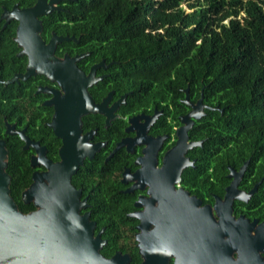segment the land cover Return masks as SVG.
<instances>
[{
	"label": "flooded vegetation",
	"instance_id": "af4514ba",
	"mask_svg": "<svg viewBox=\"0 0 264 264\" xmlns=\"http://www.w3.org/2000/svg\"><path fill=\"white\" fill-rule=\"evenodd\" d=\"M64 1L73 0L57 4L53 12L61 14L52 17V26L44 27L43 18L53 12L39 17L41 46H21L15 21L6 65L11 74L0 79L14 92L2 96V105L13 100L12 111L1 115L2 134L15 137L27 156L28 166L17 169H30L29 184L18 194L29 211L19 209L9 189L18 210L36 211L33 202H22V193L33 175L56 169L61 151V169H75L70 186L78 194L70 201L77 204L82 232L103 242L104 257L120 253L131 261L140 233L169 252L168 264H200L195 250L214 264H264V169H248L249 160L240 158L227 163L225 157L216 167L221 151L209 145L202 151L206 138L196 137L197 122L211 109L202 102L204 115L194 118L201 94L196 99L190 82L167 86L165 94L155 80H133L135 71L125 60L105 57L95 39L65 27L70 17L60 5ZM40 67L54 70L44 74ZM28 70L34 74L21 79ZM57 104L65 111L53 121ZM6 124L13 134L5 133Z\"/></svg>",
	"mask_w": 264,
	"mask_h": 264
},
{
	"label": "trees",
	"instance_id": "16d2710c",
	"mask_svg": "<svg viewBox=\"0 0 264 264\" xmlns=\"http://www.w3.org/2000/svg\"><path fill=\"white\" fill-rule=\"evenodd\" d=\"M34 2L0 0V15L14 4L28 7ZM63 3L69 10L65 15L70 17L65 27L95 39L105 57L125 60L127 68L135 71L133 80L142 84L155 80L165 94L167 86L176 82L179 88L190 82L196 99L202 92V102L211 109L197 122L196 137L206 138L202 151L208 145L221 151L216 167L222 166L220 160L225 157L227 163L240 158L241 162L249 160L248 169H264V0H76L60 5ZM60 14L44 17V27L52 26V17ZM3 24L0 20L1 80L11 74L6 65L13 54L10 39L16 23ZM9 89L0 84V134L8 153L5 171L19 209L27 212L30 207L18 200V194L29 184L30 169H17L28 166L27 156L15 137L2 134L1 115L11 112L13 105L11 97L6 105L1 104L2 96L14 94ZM131 258L130 264L140 263L137 252L132 251Z\"/></svg>",
	"mask_w": 264,
	"mask_h": 264
},
{
	"label": "water",
	"instance_id": "95a60500",
	"mask_svg": "<svg viewBox=\"0 0 264 264\" xmlns=\"http://www.w3.org/2000/svg\"><path fill=\"white\" fill-rule=\"evenodd\" d=\"M60 1L62 0H35L32 6L26 8H18L15 4L10 10L3 9L0 20L4 22L3 27L10 21L17 22L15 40L20 39L21 46H41L39 33L42 27L39 17L57 11V4ZM56 39L60 41L66 38ZM36 56L34 60H40L35 58ZM49 59L60 65V61L52 54ZM46 68H41L44 74L45 70H54L49 69L50 67ZM32 74L34 72L28 70L20 78L25 80ZM51 76L57 80L60 78L54 73ZM16 79L17 77L14 76L7 83H12ZM202 98L201 93L194 108L195 119L204 115ZM55 108L53 121L62 118L65 111L62 104H57ZM11 129L13 127L6 124L5 133L13 134ZM199 144V142L195 143V145ZM7 154L5 142L0 138V264L129 263L130 257L120 253L110 258L104 257L99 252L103 242L99 241L98 237L93 239L89 231L82 232L83 228L80 225L82 221L77 219V204L74 205L70 201L78 194L70 186V176L75 169H61L66 163L61 151V160L54 164L56 169L33 175L31 185L22 193V202L27 204L31 201L37 208L35 212L28 214L20 212L9 195L10 176L5 171ZM78 163L80 164L81 160ZM43 164L48 165L49 161L44 159ZM246 165L247 162L240 169H245ZM48 183H51V187L47 186ZM49 191H52L51 195H48ZM233 238L237 237L232 236ZM136 243L138 254L142 259L140 264H168L170 254L164 248H160V244L154 245L150 238L140 233L136 236ZM195 251L196 257H200V264H214L212 260H204L201 257L203 252ZM217 255L220 253H211V257Z\"/></svg>",
	"mask_w": 264,
	"mask_h": 264
},
{
	"label": "rangeland",
	"instance_id": "374dc122",
	"mask_svg": "<svg viewBox=\"0 0 264 264\" xmlns=\"http://www.w3.org/2000/svg\"><path fill=\"white\" fill-rule=\"evenodd\" d=\"M183 6H184V4H183ZM185 7V6H184Z\"/></svg>",
	"mask_w": 264,
	"mask_h": 264
}]
</instances>
